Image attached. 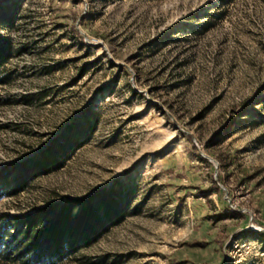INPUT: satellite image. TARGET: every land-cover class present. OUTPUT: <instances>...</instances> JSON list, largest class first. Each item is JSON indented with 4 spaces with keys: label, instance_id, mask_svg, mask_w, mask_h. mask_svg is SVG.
<instances>
[{
    "label": "rangeland",
    "instance_id": "374dc122",
    "mask_svg": "<svg viewBox=\"0 0 264 264\" xmlns=\"http://www.w3.org/2000/svg\"><path fill=\"white\" fill-rule=\"evenodd\" d=\"M0 46V264L73 206L49 264H264V0H0Z\"/></svg>",
    "mask_w": 264,
    "mask_h": 264
},
{
    "label": "trees",
    "instance_id": "16d2710c",
    "mask_svg": "<svg viewBox=\"0 0 264 264\" xmlns=\"http://www.w3.org/2000/svg\"><path fill=\"white\" fill-rule=\"evenodd\" d=\"M6 58H7L6 48L4 46H0V68L3 66ZM248 105H249V103L244 104L243 106H245V107L243 108V110H245ZM240 114H242V112ZM240 114L238 115V117H240ZM233 125L226 128L227 131L225 133L224 139L229 137L231 130L233 128ZM46 164L47 163H43L42 165H39L38 168L43 171L46 168ZM75 208H76V206L71 207L69 210L65 209L58 215V217L53 222L52 227L50 229L51 230L50 236L46 240H44L42 243H38L36 241H33L31 243V245L29 247H27L26 253L30 254V255L32 254L31 257H29L28 259H25V258H23V253H21L20 255H18V258L16 260L22 261L21 264H45L47 262H48L47 264H49L51 262L50 259L53 260V259H55V257L60 255L61 251L59 250V248H60L59 245H61L63 242L64 230H66L65 226H66V223H68V221L70 219V216H69L70 213L68 211H70V210L72 211ZM51 211H52L51 209H47L46 211H42V212H45V214L48 215V214L52 213ZM42 212H40V213H42ZM38 218L39 217H37V218L31 217V219H29V223H28V227H27V233H26L27 236L31 235L32 230L35 228V226L38 223ZM84 220H85L84 216L81 217V219H79V221L77 222V225H78V229L81 230L83 232V234L86 233V235H84V236L86 238H88L94 232H96L97 229L92 228L90 226L87 227ZM69 246H70V248H74L73 241H71L69 243ZM44 255H47L46 257L50 256L48 261L43 260Z\"/></svg>",
    "mask_w": 264,
    "mask_h": 264
}]
</instances>
